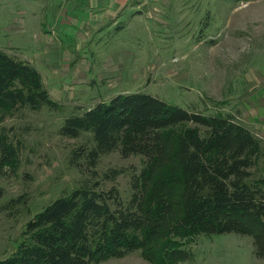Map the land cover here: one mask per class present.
Here are the masks:
<instances>
[{
	"label": "rangeland",
	"instance_id": "374dc122",
	"mask_svg": "<svg viewBox=\"0 0 264 264\" xmlns=\"http://www.w3.org/2000/svg\"><path fill=\"white\" fill-rule=\"evenodd\" d=\"M0 51L36 68L56 107L0 120L16 157L0 166V261L36 214L76 190L117 189L127 204L141 156L88 159L93 134L60 130L119 94L143 93L190 113L232 118L261 144L264 178V0H0ZM1 154V153H0ZM179 264H264L253 239L200 235ZM94 264H161L141 251Z\"/></svg>",
	"mask_w": 264,
	"mask_h": 264
},
{
	"label": "trees",
	"instance_id": "16d2710c",
	"mask_svg": "<svg viewBox=\"0 0 264 264\" xmlns=\"http://www.w3.org/2000/svg\"><path fill=\"white\" fill-rule=\"evenodd\" d=\"M55 108L39 71L0 51V120L29 107ZM69 138L93 134L88 153L141 156L125 204L117 189L76 190L36 214L27 238L0 264H94L141 251L149 261H187L185 242L200 235L238 234L253 239L264 258V178L252 169L261 144L232 118L190 113L143 93L119 94L67 118ZM0 166L15 150L0 136Z\"/></svg>",
	"mask_w": 264,
	"mask_h": 264
}]
</instances>
